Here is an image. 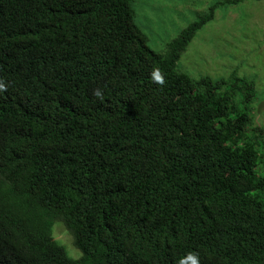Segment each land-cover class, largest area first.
<instances>
[{"label":"trees","instance_id":"trees-1","mask_svg":"<svg viewBox=\"0 0 264 264\" xmlns=\"http://www.w3.org/2000/svg\"><path fill=\"white\" fill-rule=\"evenodd\" d=\"M132 1L0 0V264H264L255 82L177 69L217 4L160 53Z\"/></svg>","mask_w":264,"mask_h":264},{"label":"rangeland","instance_id":"rangeland-1","mask_svg":"<svg viewBox=\"0 0 264 264\" xmlns=\"http://www.w3.org/2000/svg\"><path fill=\"white\" fill-rule=\"evenodd\" d=\"M133 0L135 23L146 34L150 47L166 53L170 42L192 22L206 15L217 4L214 17L206 22L188 43L177 62V69L193 79L232 76L250 78L256 95L250 113L255 126L264 129V0ZM240 105L241 95L236 98ZM252 137V136H251ZM264 152V133L256 138ZM54 236L70 256L81 254L63 224L57 222Z\"/></svg>","mask_w":264,"mask_h":264},{"label":"clouds","instance_id":"clouds-1","mask_svg":"<svg viewBox=\"0 0 264 264\" xmlns=\"http://www.w3.org/2000/svg\"><path fill=\"white\" fill-rule=\"evenodd\" d=\"M152 78L157 84L163 85L164 77L159 68H155L153 70ZM93 96L96 97L97 100L103 101L105 99L104 89L98 86L93 90ZM189 261L191 264H201L200 253L195 250L189 251L186 255H182L180 257V259L177 261V264H189Z\"/></svg>","mask_w":264,"mask_h":264}]
</instances>
